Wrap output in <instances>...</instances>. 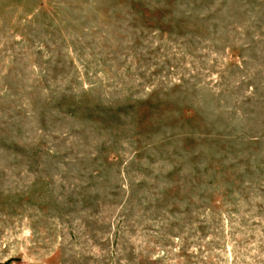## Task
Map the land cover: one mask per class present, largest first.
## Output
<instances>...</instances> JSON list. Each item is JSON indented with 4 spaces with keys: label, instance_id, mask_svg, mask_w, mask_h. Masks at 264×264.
<instances>
[{
    "label": "rangeland",
    "instance_id": "1",
    "mask_svg": "<svg viewBox=\"0 0 264 264\" xmlns=\"http://www.w3.org/2000/svg\"><path fill=\"white\" fill-rule=\"evenodd\" d=\"M0 264H264V0H0Z\"/></svg>",
    "mask_w": 264,
    "mask_h": 264
}]
</instances>
